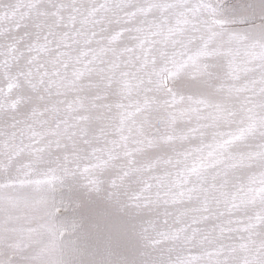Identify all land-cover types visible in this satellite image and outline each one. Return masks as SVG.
Segmentation results:
<instances>
[{"label":"snow or ice","instance_id":"6c2138e0","mask_svg":"<svg viewBox=\"0 0 264 264\" xmlns=\"http://www.w3.org/2000/svg\"><path fill=\"white\" fill-rule=\"evenodd\" d=\"M0 264H264V0H0Z\"/></svg>","mask_w":264,"mask_h":264}]
</instances>
